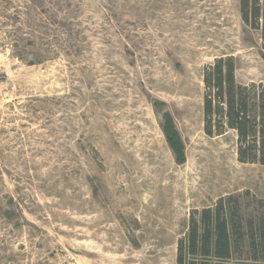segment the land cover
I'll list each match as a JSON object with an SVG mask.
<instances>
[{
  "label": "rangeland",
  "instance_id": "1",
  "mask_svg": "<svg viewBox=\"0 0 264 264\" xmlns=\"http://www.w3.org/2000/svg\"><path fill=\"white\" fill-rule=\"evenodd\" d=\"M222 56L264 81L239 0H0V264H176L193 209L264 201V165L203 129Z\"/></svg>",
  "mask_w": 264,
  "mask_h": 264
},
{
  "label": "trees",
  "instance_id": "2",
  "mask_svg": "<svg viewBox=\"0 0 264 264\" xmlns=\"http://www.w3.org/2000/svg\"><path fill=\"white\" fill-rule=\"evenodd\" d=\"M242 21L260 32L264 51V0H239ZM233 56L217 57L203 70V129L210 136L231 131L237 159L264 165V81L240 84ZM161 130L175 161L184 146L168 111ZM241 195H227L213 206L193 209L187 233L177 243L176 264H228L232 259L264 262V201L242 212Z\"/></svg>",
  "mask_w": 264,
  "mask_h": 264
}]
</instances>
